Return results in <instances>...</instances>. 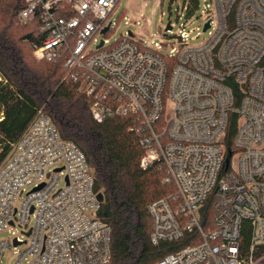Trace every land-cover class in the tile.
Returning <instances> with one entry per match:
<instances>
[{
	"label": "built area",
	"instance_id": "built-area-1",
	"mask_svg": "<svg viewBox=\"0 0 264 264\" xmlns=\"http://www.w3.org/2000/svg\"><path fill=\"white\" fill-rule=\"evenodd\" d=\"M118 2L25 0L17 18L40 21L35 57H67V76L92 97L95 121L134 117L141 168L155 165L175 185L174 207L165 198L148 207L150 241L194 240L155 264H264V0H204L207 37L198 44L184 24L174 38L171 26L158 41L128 32L109 44ZM198 2H185L187 15ZM99 194L85 154L40 110L0 167V231L22 229L0 241V264L23 245L13 264H109L112 228L99 217Z\"/></svg>",
	"mask_w": 264,
	"mask_h": 264
},
{
	"label": "trees",
	"instance_id": "trees-1",
	"mask_svg": "<svg viewBox=\"0 0 264 264\" xmlns=\"http://www.w3.org/2000/svg\"><path fill=\"white\" fill-rule=\"evenodd\" d=\"M24 5L25 0H0V167L41 110L63 140L82 150L93 170L95 191L103 195L99 217L112 228L109 264H155L192 244L190 234L174 242L151 243L148 207L162 198L174 207L175 185L163 181L164 171L157 166L141 168L145 148L133 129L132 115L110 113L103 122L95 121L92 97L66 74L67 57H35L34 44L43 39L41 23L18 22ZM237 125L238 116L230 115L226 143L232 150ZM210 208L211 202L206 214Z\"/></svg>",
	"mask_w": 264,
	"mask_h": 264
},
{
	"label": "rangeland",
	"instance_id": "rangeland-1",
	"mask_svg": "<svg viewBox=\"0 0 264 264\" xmlns=\"http://www.w3.org/2000/svg\"><path fill=\"white\" fill-rule=\"evenodd\" d=\"M186 1L187 0H119L116 8L110 15L112 27L105 36L109 44H112L118 41L122 36H125L128 32H131L134 35V40L139 43L145 42L146 44L147 41L154 37L156 38L155 40L158 41L159 35L165 34V29L169 23L172 29H170L167 34L173 36V38L174 35L180 34L184 24V31L189 33V37L193 39L192 43L198 44L207 37V32L203 31L205 19L204 0H199L198 6H196L192 14L189 15H187V11L184 9ZM198 35L199 37H197ZM102 37V34L97 36L99 41ZM172 41L173 39H165V43H171ZM29 188L27 190H29ZM24 196H22L21 199H23ZM21 232L22 229L19 225L10 227L5 231H0V241H11L14 237H21ZM24 247L23 245L18 249L5 251L2 264H13L18 259L16 250H23Z\"/></svg>",
	"mask_w": 264,
	"mask_h": 264
},
{
	"label": "water",
	"instance_id": "water-1",
	"mask_svg": "<svg viewBox=\"0 0 264 264\" xmlns=\"http://www.w3.org/2000/svg\"><path fill=\"white\" fill-rule=\"evenodd\" d=\"M207 27H208V24H206V25H205V28H207ZM167 28H168V29H170V28H171V25H170V23L167 25ZM106 30H107V28H106V29H104V31H103V32H105ZM129 35H130V36H133V34H132L131 32H129ZM102 44H103V41H101V43H100V45H99V46H101ZM41 186H42V185H40V187H41ZM40 187H39V188H40ZM99 199H100V200H103V195H102L101 193L99 194Z\"/></svg>",
	"mask_w": 264,
	"mask_h": 264
}]
</instances>
